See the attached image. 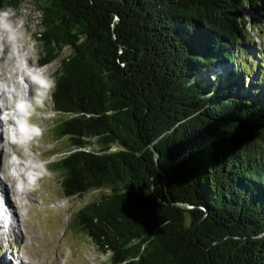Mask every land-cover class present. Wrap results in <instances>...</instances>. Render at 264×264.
Instances as JSON below:
<instances>
[{
  "label": "trees",
  "instance_id": "obj_1",
  "mask_svg": "<svg viewBox=\"0 0 264 264\" xmlns=\"http://www.w3.org/2000/svg\"><path fill=\"white\" fill-rule=\"evenodd\" d=\"M30 1L68 142L49 171L67 199L102 192L76 230L109 264H264V60L246 29L264 0Z\"/></svg>",
  "mask_w": 264,
  "mask_h": 264
},
{
  "label": "rangeland",
  "instance_id": "obj_2",
  "mask_svg": "<svg viewBox=\"0 0 264 264\" xmlns=\"http://www.w3.org/2000/svg\"><path fill=\"white\" fill-rule=\"evenodd\" d=\"M5 11L10 13L7 18L10 28L6 30L9 35L15 34L16 40L11 43L14 50L26 46L32 63L40 65L35 70L42 72L43 78L36 79L37 82L34 84L31 81H27L28 84L25 82L33 91L30 101L31 116L27 125L29 134L24 136L26 142L30 141L31 149L27 147V142V145H20V152L28 156L35 169L19 179L22 185L20 189L10 188L12 192L23 195L25 199L17 201L12 197L17 208L16 213L18 210L17 215L20 216L18 215L16 228L8 232L7 236L0 238V264L3 259L7 264H109V255L101 254L91 241L72 225L73 216L78 210L97 199L102 192L67 199L61 191L60 181L49 171V164L63 155L68 144L66 140L54 142L51 133L54 123L61 117L54 113L49 97L51 74L56 69L58 61L44 67L38 62L39 45L33 36L39 30L38 13L30 0H24L19 10ZM245 14L248 16L247 12ZM257 26L258 28L253 27L255 32L250 24L246 26L250 33L248 45L254 46L264 60V22ZM67 54L68 49H64L62 56ZM252 61L253 70L249 72V76L257 78L259 69L256 68L259 66L256 60ZM19 63L22 67L27 64L22 58L19 59ZM257 94L264 96V83L260 84ZM24 117L26 118V115ZM12 158L16 159L14 155ZM27 192L30 198L26 197ZM9 199L11 200V197ZM18 202L19 205H16Z\"/></svg>",
  "mask_w": 264,
  "mask_h": 264
},
{
  "label": "bare ground",
  "instance_id": "obj_3",
  "mask_svg": "<svg viewBox=\"0 0 264 264\" xmlns=\"http://www.w3.org/2000/svg\"><path fill=\"white\" fill-rule=\"evenodd\" d=\"M13 34L9 35L8 30L0 28V99L2 101L0 112L4 115L3 120L0 121V238L7 236L8 232H12L16 228L19 215L17 213L19 212L17 210L16 213L17 208L14 206L12 197L17 201L25 199L23 195L12 192L13 190L10 188L20 189L22 185L19 183V179L27 173H32L35 169L33 162H29L28 156L20 152V145H27V142V147L31 149L30 141L26 142L21 133V123L23 122L25 127H28V118L31 116L32 110L30 101L33 91L29 88L30 85H27V81L34 84L37 82L36 79L43 78V73L35 70L40 65L32 63L26 46L14 50L11 43L16 39ZM21 58L27 62L25 67L19 63ZM21 104L26 105V114L19 110ZM13 155L16 157V161L12 158ZM27 185L29 184L27 183ZM8 196L11 197V200L8 199ZM26 197L30 198L28 192ZM16 205H19V202ZM1 264L7 263L3 259Z\"/></svg>",
  "mask_w": 264,
  "mask_h": 264
},
{
  "label": "clouds",
  "instance_id": "obj_4",
  "mask_svg": "<svg viewBox=\"0 0 264 264\" xmlns=\"http://www.w3.org/2000/svg\"><path fill=\"white\" fill-rule=\"evenodd\" d=\"M10 13L7 11L4 12H0V27H3L5 29H9L10 28V24L7 22V18L9 17ZM26 109V105L21 104L19 106V110L24 113ZM21 133L24 136H27L29 134V129L27 127H25V125L23 124V122L21 123Z\"/></svg>",
  "mask_w": 264,
  "mask_h": 264
}]
</instances>
